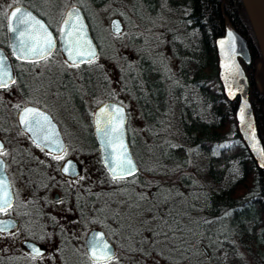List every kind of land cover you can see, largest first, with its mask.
<instances>
[{
  "label": "rangeland",
  "instance_id": "1",
  "mask_svg": "<svg viewBox=\"0 0 264 264\" xmlns=\"http://www.w3.org/2000/svg\"><path fill=\"white\" fill-rule=\"evenodd\" d=\"M141 2V0H105L101 4L95 5L91 0H29L28 4L36 7L45 16L46 21L51 22L53 26H56L58 18L67 6L80 3L90 15L100 50L95 60L91 64H86L88 67L86 71L81 65L78 68L69 67V64L62 58L59 48L56 47L46 59L26 62L27 65L24 67L22 75L28 87L31 90L33 87L35 91H27L22 97H19L15 92L12 96L5 97L3 95L7 101L3 100L0 106L2 112L6 111L7 117L10 116L14 121L16 111L13 106L18 103L38 102L51 112L66 138L85 136L84 128L68 122L69 117L77 116V110L71 103L74 95L63 72L69 71L71 78L76 83H80L81 72L94 73L93 80L99 89L96 90L97 93L93 98L86 97L88 112L98 101L106 98V95H113L125 105L127 111L126 130L134 147L135 156L134 154L133 156L137 163V169L152 180L148 187H144L145 189L129 186L121 188L123 194H125V190L134 189L131 193L132 196L129 194L126 196L115 195L110 188L117 185L114 184L108 188L106 183L102 182L104 180L103 168L99 164L96 150L89 147L88 152L81 155L74 148L76 144H73L74 149L71 150L75 155L79 154L77 156L81 163V173L77 177V182L86 189L88 188L91 203L96 207L95 210L101 206L105 208L103 214L105 218L103 220L107 223L105 225L110 228L114 227V222L108 216L112 214L115 198L119 201L122 200V197H127L131 211H141L144 216V218L138 216L137 222L135 218L125 223L119 222L118 237L113 234L115 255L104 264H168L166 259H170V264L172 262L174 264H192L190 256L182 257L181 251L174 245L166 243L165 246L161 247L158 244L154 247L150 244L152 235L156 234L155 231L159 225L158 218L163 216V211H171L177 215L184 214L180 220L181 227H179L182 232L178 231L177 234L180 236L181 232L184 238L193 237L196 239L198 234L191 222L193 219L199 218L201 212L197 211V208L194 209L196 201L193 198V192L209 181L204 169V158L198 151L189 149L183 168L178 163V159L169 161L164 157L165 146L163 144L183 143L177 108L170 95L172 85L178 80V59L172 49L178 38L187 42L190 39V31L184 29V24L179 20L177 11L173 10L164 0H157L158 7L154 13L146 11ZM11 3L12 0H8V5ZM5 12L0 11L3 14ZM112 16H117L123 24L120 32L116 34L108 29V21ZM147 65L157 72L162 79L164 88H166V99L162 112L155 115L159 124L151 128L141 112V106L131 93V91L134 92V88L136 91L139 88L143 89L144 84L141 82H145V80L141 77L142 71L148 70ZM133 79L136 82L134 88L131 86ZM254 79L255 76L252 74L250 80ZM138 81L140 83H137ZM151 108L156 109L153 105ZM13 128H6L5 131L7 129L10 131L4 134L16 135V128ZM104 183L109 191L101 193L100 189ZM156 189L158 190L153 194ZM116 207L119 208L120 204H117ZM98 219L95 211H92L89 224L85 228L98 223ZM162 228L166 231L165 224ZM110 231L114 233L112 229ZM141 236L144 237L145 243L141 247H137L136 243ZM167 236L170 235L165 237ZM130 238L131 242H129ZM16 240L15 233H11L6 239L0 237V247L5 245V248H11V242L16 243ZM50 248L49 244L48 249ZM133 250L135 251L133 252ZM161 254L165 256L164 260L160 258ZM75 257L77 258L76 264H88L80 254H75ZM34 263H43V259H34Z\"/></svg>",
  "mask_w": 264,
  "mask_h": 264
},
{
  "label": "trees",
  "instance_id": "2",
  "mask_svg": "<svg viewBox=\"0 0 264 264\" xmlns=\"http://www.w3.org/2000/svg\"><path fill=\"white\" fill-rule=\"evenodd\" d=\"M104 1L91 0L95 5ZM141 1L142 6L148 10L158 7L157 0ZM164 1L177 11L184 29L190 31V39L187 42L176 39L172 49L178 59V80L172 85L170 95L177 108L183 143L163 144L164 157L169 161L178 159L183 168L189 149L198 151L204 158V169L209 181L193 192L196 201L194 209L197 208V211L201 212V216L191 222L198 234L196 239L184 238L182 230L179 229L184 214L163 211V216L158 218L159 225L150 244L154 247L158 244L162 247L166 243L174 245L181 251L182 257L190 256L192 264H264V169L259 170L256 167L236 132L233 119L236 100L226 99L221 92L216 77V56L213 47V38L222 32L224 16L235 29L250 39L253 60L250 65H244V69L249 79L248 97L264 146V65L247 15L240 0ZM78 4L100 50L90 15L80 3ZM37 12L45 17L40 11ZM258 61H261V64L257 67ZM147 67L148 70L142 71L141 79L145 80L141 82L144 84L143 89L139 88L136 95L142 108L141 112L151 128L159 124L155 115L158 114L156 110L162 109L158 102L161 92L163 93V86L157 72L148 65ZM252 74L255 76L254 80H250ZM3 100L5 98L0 95V103ZM150 100L155 102L156 109L151 108L153 104L150 106ZM5 117L0 106V123ZM85 130L91 147L96 150L89 123ZM126 133L130 150L135 156L127 130ZM99 164L103 168L100 162ZM102 170L108 187L121 182L124 186L137 189L148 187L152 183L150 177H145L138 169L134 175L115 181L104 168ZM132 190L134 189L125 190V195L132 196ZM125 200L129 199L126 197ZM134 215L144 218L141 211H135ZM163 224L166 231L162 228ZM178 231H181L180 236ZM107 234L111 236L109 231ZM168 234L170 236L165 237ZM143 243L145 239L141 236L137 247H141ZM200 244L206 248L207 255ZM6 255L4 248L0 247V264H5ZM161 256L164 260L165 256ZM166 261L170 264V259Z\"/></svg>",
  "mask_w": 264,
  "mask_h": 264
},
{
  "label": "flooded vegetation",
  "instance_id": "3",
  "mask_svg": "<svg viewBox=\"0 0 264 264\" xmlns=\"http://www.w3.org/2000/svg\"><path fill=\"white\" fill-rule=\"evenodd\" d=\"M28 3L29 0H12V3L8 5V0H0V11H6L5 14L0 13V47L9 57L13 71V78L11 81H8V87L0 88V95H4L5 97L12 96L14 92L19 97H22L27 91H35L33 87L32 90L28 87L27 82L22 75V71L27 65L26 62L36 61L35 58L27 59L16 57L9 49L6 30L7 11H9L10 7L15 4H23L28 6L32 11H34L45 21L55 37L57 35L56 28L62 15L61 14L58 18L56 26H53L51 22L48 23L45 17L37 12L39 10L36 7L30 6ZM7 5V9H5ZM144 8L146 9V11H149L151 13L157 11V8H151V10H148L146 7ZM83 15L88 25V21L85 17L84 12ZM55 47L58 48L57 43H55ZM98 51L99 48L97 45V54ZM65 62H67V64H70V62L66 60ZM86 64L87 63L81 64V66L85 68V71L86 68H88ZM63 75L70 84L71 90L74 95L71 103L75 107V110H77L76 117H69L68 122L70 124H74L75 126L84 129L88 123L91 126L92 113L94 108L101 101L106 99L115 100L125 107V105L113 95H106V98L98 101L93 106L92 110L88 112L89 109L86 107V97L93 98L97 93L96 90L99 89L98 85L93 80L94 73H91L90 71L88 73L81 72V76H79L80 83H76L74 79L71 78L70 72L67 70L63 72ZM161 84L163 86L162 82ZM131 86H133V88L134 86H136V82L134 79L131 82ZM131 93L137 100V93L135 88L134 92L131 91ZM165 94L166 88H164L163 86V93L161 92L158 102L162 106V108L165 104ZM6 101L7 100H5V102ZM150 101L152 102L153 106H156L153 100ZM25 104H34L44 109L57 123L63 140L64 151L62 153L53 151L49 153V150H47L46 148L44 150H41V147H37L36 143H34V140L19 127V124L17 122V114L20 108ZM6 105L7 104L5 103V107ZM17 105L19 107H17ZM13 108L16 111L15 120L12 121L10 116L7 117V113L5 111L4 115L6 117L0 123V127L2 128L0 131L3 132H1L0 134V143L3 144L4 151L6 153V155H2L0 156V158L3 161V170L7 175L9 187L12 194L11 208L7 209V211L5 212L0 213V217H12L16 221V225L14 227L5 231H0V237L6 239L9 235H11V233H15L17 239L16 243L11 242V248H5V245L3 247L4 252L7 254L5 264H35L34 259H43V263L39 264H76L77 258L75 257V254H80V256H82L88 264H94V260L88 256L84 247V237L87 231L91 228L102 230L104 236L112 245L115 255V245L113 243V241L115 242V239L113 237V234L118 237L117 233L119 232V222L122 221L123 223H125L129 220L131 221L132 218H135L137 222L138 216L134 215L135 211L128 210V205L130 204L129 200H125L126 197H122V200L119 201L115 198L113 200L115 205L114 207H112L111 211L112 215L109 214L108 216L110 217V220L114 222V227H107L105 225L107 223H105V220H103L105 219L103 215L105 212V208L101 206L95 210L96 207L93 206V203H91L88 188L86 189V187L81 186L79 182H77V177L81 173V163L77 155H82L83 153L88 152V148L91 147L89 136H69L66 138L62 133L59 123L56 121V119H54L51 112L40 105L38 102H25L22 104L18 103L13 106ZM160 111L162 112V109L156 110L158 114L161 113ZM11 127H14L13 129L16 128L17 134L5 135L4 133L10 131L9 129ZM6 128L9 129L5 131ZM93 139L95 141L97 152L96 139L94 134ZM73 144H76L74 148L79 151V154L77 155H75L71 150L74 149ZM58 154L63 155V159H55L54 156ZM67 159L73 160L75 162V167L77 168V173L75 175H68L61 172L60 168L64 161ZM102 182H107L105 177ZM105 183L100 189L101 193L109 191L108 188L110 187L107 188ZM116 185L117 186L110 188V190L113 191L115 195L126 196L122 193L121 188H125L127 186L122 185L121 182H117ZM117 204H120L119 208L116 207ZM92 211H95L97 217L99 218V221L98 223L85 228V226L89 224V217ZM113 222L111 223L113 224ZM110 229H112L114 233H111ZM106 230L111 233V236L107 234ZM23 239L35 242L39 247L43 249V252L39 255L29 253L25 246L22 244ZM129 242H131V238ZM49 244L51 245L50 249H48ZM111 259L96 260L95 264H104Z\"/></svg>",
  "mask_w": 264,
  "mask_h": 264
},
{
  "label": "water",
  "instance_id": "4",
  "mask_svg": "<svg viewBox=\"0 0 264 264\" xmlns=\"http://www.w3.org/2000/svg\"><path fill=\"white\" fill-rule=\"evenodd\" d=\"M240 1L247 15L248 21L250 23L252 32L254 34V37H255V40H256L260 55H261V61L264 65V34L262 33L261 25L259 23L258 18L254 14V12H252L251 8H248L245 5V0H240ZM259 1L262 5L263 15H264V0H259ZM15 8H20L22 11L30 13L31 16L34 17L36 21H39L41 24H43L47 28V31L51 33L52 38L55 41V43H57L62 57L70 63L71 61L68 60V56L66 52L64 51V37L61 36L60 29L64 27L65 30L67 31V26L64 24V21L68 19V14L70 12H73V10H75L76 12L79 13L81 23L83 24V33H84L85 40H81L79 42L83 46L82 50L87 51V44L85 43V41H87L88 43H90L91 48L94 49L95 54H97V45L89 31V27L87 25V22L84 18L83 12L79 5L71 4L65 8L58 22V25L56 28L57 35L55 37L51 29L49 28V26L45 23V21L39 15H37L34 11H32L26 5L15 4L10 7L9 11H7V14H6L7 40H8L9 49L11 50L14 56L20 57V53L17 48L18 40L14 39V33L9 31L10 19L12 21V26L15 27V19L11 17V13ZM115 24L119 25L120 30L122 29V23L120 19L117 16L110 17L108 21V29L110 32L116 34L117 32L115 31V27H114ZM23 27L26 28L27 26H23ZM29 31L31 32L33 36L42 35V31L39 30V25H34V27L32 29H29ZM229 33L232 34L231 38L229 37ZM78 35H79L78 33H74L73 39L75 40L76 36ZM222 41L224 42L223 44L221 43ZM249 44H250V39H248L245 34L235 29L231 25V23L228 21V19L224 16L223 23H222V32L213 38V47H214L215 56H216V77L219 81L223 96L228 100H232L234 98L236 100L235 106L233 109V119H234V125H235L236 132L239 134L243 144L245 145L250 156L254 160L256 167L259 170H262L264 169V155H261V151H264V146H263L262 140L257 131L253 108H252V105L248 97L249 79L244 69V65H247L251 61V58H252V55L250 53ZM29 58H32V57H29ZM0 61H3V63L0 64V77L6 79L7 81H11L13 78V71H12L10 59L5 54V52L3 51L1 47H0ZM257 66H259V62L257 63ZM5 73H7L6 76L4 75ZM105 104H109V105L115 104V105L122 106V107L124 106L115 100L106 99V100L101 101L94 108L93 113H92L91 127H92L93 134L95 136V139H96V146H97L99 161L103 165L106 172L110 176H112L109 172V168L106 166L107 153L104 150L103 138L97 132V125L95 123V113L100 108H102ZM26 107L39 109L41 112L45 113L50 118L52 130L58 133V139L60 143H62L63 145L62 136L57 126V123L51 118L48 112H46L44 109L34 104H25L18 111L17 122L19 124V127L23 130V128L20 125L19 116H20L21 111ZM242 108L245 109V114H246L245 119H246L247 124L250 126H246L245 123L240 118ZM124 111H125V107H124ZM125 114H126V111H125ZM124 129H125L124 130V143L127 146L128 155L131 157V160L133 164L135 165V169H137L136 161L131 153V150L129 148L128 141L126 138L125 124H124ZM25 132L34 140L32 133L27 132V131ZM254 144L256 145V147H253ZM108 151L111 152L112 149L109 148ZM0 161H2L1 158H0ZM68 161H71V165H68ZM66 166L70 167L69 172L64 171V168ZM60 170L61 172L68 174V175H75L77 173L75 162L70 159H67L64 161ZM0 179L5 180L7 185L9 186L8 178L4 170L2 174H0ZM9 191L11 193L10 187H9ZM11 199H12V194H11ZM0 223H2V225L6 228V230L16 225V221L12 217H0ZM93 234H102L103 241L106 242L110 246V248L113 250L112 245L106 239L102 230L91 228L87 231L84 237V247L90 258H92V254L89 249L88 242ZM22 244L31 254L36 255V253L33 251L34 248L39 251V254L43 252V249L31 240L23 239ZM200 247L204 251L205 255H207V250L204 247V245L200 244ZM98 260H102V259H98Z\"/></svg>",
  "mask_w": 264,
  "mask_h": 264
},
{
  "label": "snow or ice",
  "instance_id": "5",
  "mask_svg": "<svg viewBox=\"0 0 264 264\" xmlns=\"http://www.w3.org/2000/svg\"><path fill=\"white\" fill-rule=\"evenodd\" d=\"M11 17L15 19V27L12 26V21H9V31L14 33V39L18 40V51L20 53L19 58H35L36 60L46 59L52 54V49L55 47V41L52 38L51 33L47 31V28L36 21L30 13L22 11L20 8H15ZM67 26V31L64 27L60 29L61 36L64 37V51L68 56V60L71 61L69 67H79L83 63L91 64L96 54L94 49L91 48L90 43L87 44V51L82 50V45L79 43L81 40H85L83 33V24L81 23L79 13L73 10L68 14V19L64 21ZM34 25H39V30L42 31V35L33 36L29 29H32ZM23 26H27L24 28ZM115 31L119 33V25L115 24ZM23 28V30H22ZM74 33H78L75 40L73 39ZM229 37L232 34L229 33ZM224 43L223 41L221 42ZM3 61H0L2 64ZM5 76L7 73L4 74ZM8 87V81L0 77V88ZM17 107H19L17 105ZM245 109H241L240 118L247 124L245 119ZM20 125L24 131L33 134L34 143L37 147H41V150L47 148L49 153L55 151L62 153L64 151L62 143L58 139V133L52 130L50 118L39 109L26 107L19 116ZM126 120V114L124 107L115 104H105L95 113V123L97 125V132L103 138L104 150L107 153L106 166L109 168V172L112 175V179L120 180L125 179L129 175L135 174V165L133 164L131 157L128 155L127 146L124 143V124ZM253 147H256L254 144ZM112 151L109 152L108 149ZM6 155L4 146L0 143V156ZM261 155H264V151H261ZM55 159H63V155L54 156ZM68 165H71V161H68ZM65 172L70 171V167L64 168ZM3 172V161H0V174ZM11 193L6 181L0 179V213L7 211L11 208ZM6 228L0 223V231H5ZM89 249L92 254V258L95 261L98 259H111L114 256L113 250L110 246L103 241L102 234H93L88 242ZM33 251L39 255L37 249ZM99 254V255H98Z\"/></svg>",
  "mask_w": 264,
  "mask_h": 264
},
{
  "label": "bare ground",
  "instance_id": "6",
  "mask_svg": "<svg viewBox=\"0 0 264 264\" xmlns=\"http://www.w3.org/2000/svg\"><path fill=\"white\" fill-rule=\"evenodd\" d=\"M245 5L248 8H251L252 12H254V14L258 18L259 23L261 25L262 33L264 34V15H263V8H262V5H261L260 1L259 0H245ZM249 47H250V53L252 55L251 45L250 44H249ZM251 61H252V58H251ZM251 61L247 65L251 64ZM258 62H259V65H260L261 61H258ZM247 65H245V66H247ZM245 66H244V68H245Z\"/></svg>",
  "mask_w": 264,
  "mask_h": 264
}]
</instances>
